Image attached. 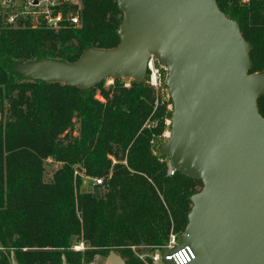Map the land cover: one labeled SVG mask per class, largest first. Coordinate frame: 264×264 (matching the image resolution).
<instances>
[{
  "label": "trees",
  "instance_id": "obj_1",
  "mask_svg": "<svg viewBox=\"0 0 264 264\" xmlns=\"http://www.w3.org/2000/svg\"><path fill=\"white\" fill-rule=\"evenodd\" d=\"M80 1L79 26L10 27L0 18V264H11L12 251L20 264H62L63 255L80 264L82 255L70 248L80 238L90 246L88 258L114 250L127 264H144L133 246L166 243L172 223L185 231L191 196L203 185L180 170L168 174L166 155L153 153L157 129L144 125L154 108L151 85L115 78L109 87L101 81L82 89L19 72L23 62H75L89 47L119 44L118 1ZM216 1L240 24L250 72L262 71L264 0ZM258 109L264 116V94ZM49 158L61 165L47 180ZM92 177L102 183L83 191Z\"/></svg>",
  "mask_w": 264,
  "mask_h": 264
},
{
  "label": "water",
  "instance_id": "obj_2",
  "mask_svg": "<svg viewBox=\"0 0 264 264\" xmlns=\"http://www.w3.org/2000/svg\"><path fill=\"white\" fill-rule=\"evenodd\" d=\"M117 1L123 13L118 45L89 47L75 62H23L19 72L82 89L106 77L141 83L151 54L159 56L168 66L174 110L171 137L160 151L203 182L191 196L179 244L163 253L189 245L195 258L187 264H264V116L258 109L264 69L250 72V45L239 22L216 0ZM85 183L93 188L92 179ZM11 264H20L14 251ZM105 264L127 263L112 250Z\"/></svg>",
  "mask_w": 264,
  "mask_h": 264
},
{
  "label": "built area",
  "instance_id": "obj_3",
  "mask_svg": "<svg viewBox=\"0 0 264 264\" xmlns=\"http://www.w3.org/2000/svg\"><path fill=\"white\" fill-rule=\"evenodd\" d=\"M71 4H75L77 7L73 8ZM80 10V0H0V18L5 25L10 27L25 26L27 20L33 26L43 24L56 30L67 25L79 26L81 24ZM167 78L168 66L159 56L151 54L147 65L146 80L151 86L159 88ZM5 118V112L0 109V124ZM169 136L171 137L170 133ZM167 164L168 174H175L178 169L170 159ZM102 180V178H95L93 181L102 183ZM180 238L181 235L175 233L174 227H172L167 242L155 246L149 253L150 258L147 260V264H168L167 260L172 259L178 264L190 262L195 258V254L189 245L167 254L163 253L164 248L175 249ZM72 246L76 250H82L85 249V242L78 241ZM133 248L136 250L135 246Z\"/></svg>",
  "mask_w": 264,
  "mask_h": 264
},
{
  "label": "rangeland",
  "instance_id": "obj_4",
  "mask_svg": "<svg viewBox=\"0 0 264 264\" xmlns=\"http://www.w3.org/2000/svg\"><path fill=\"white\" fill-rule=\"evenodd\" d=\"M242 1L246 2L248 0H242ZM27 21H29V20H27ZM38 25L39 24H36V26H38ZM114 79H115L114 77H106L105 79H103L102 83H104L103 84L104 87H109L110 85H112L114 83ZM121 79H122L121 81L126 86L131 85L132 78L124 77ZM144 82L147 85H150L146 79L144 80ZM150 87L153 89V93H154V97H155L154 108H153V111L151 112L150 116L148 117V119L144 125L147 127H154L153 129H157L154 131V134L152 135L151 143H153V153L156 155H159V154H162L160 151L161 144L170 138L169 133L171 134V123H172L171 115L174 111L173 110V102H172L171 96H170L169 91H168L167 79L163 82V84L159 88H155L153 86H150ZM96 96L102 99V96H101L99 90H97ZM161 108H163V110H161ZM160 110H161V113H160ZM164 110H166V114L164 113ZM163 113H164V115H163ZM169 159L170 158L168 156H166L165 160L167 162L169 161ZM160 160H163V158L160 157ZM60 165H61L60 162L54 160L53 158H49L46 161L45 178L47 180L51 179L55 170ZM95 178H99V177L85 178L84 184L82 187H85L87 190L88 189V183L86 184L85 181L89 180V179L94 180ZM202 187H203V185L202 186L200 185L198 187V190H200ZM172 227H174V223H172L171 228ZM174 230H175V233H177L181 236L185 232V231L177 230V229H175V227H174ZM78 241H84L85 242V249L76 250L73 248V246H71L70 248L73 251L79 252L82 255V260H81L80 264H105L107 255H105L102 252H95L90 258H88L87 257V251L90 249L89 244L83 238H80L77 241L73 242L72 245H74ZM154 248H155L154 246L142 248L141 250H139V248H137L135 250V254L138 257H140V259L144 262V264H147V260L150 258L149 253H151V251ZM140 255H144V256L141 257Z\"/></svg>",
  "mask_w": 264,
  "mask_h": 264
}]
</instances>
